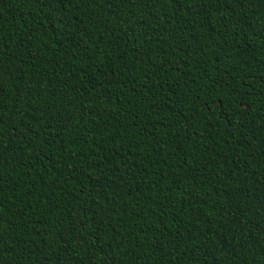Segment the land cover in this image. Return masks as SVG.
<instances>
[{
  "label": "trees",
  "instance_id": "trees-1",
  "mask_svg": "<svg viewBox=\"0 0 264 264\" xmlns=\"http://www.w3.org/2000/svg\"><path fill=\"white\" fill-rule=\"evenodd\" d=\"M261 249L264 0H0V264Z\"/></svg>",
  "mask_w": 264,
  "mask_h": 264
},
{
  "label": "snow or ice",
  "instance_id": "snow-or-ice-1",
  "mask_svg": "<svg viewBox=\"0 0 264 264\" xmlns=\"http://www.w3.org/2000/svg\"><path fill=\"white\" fill-rule=\"evenodd\" d=\"M177 5H182L184 3V0H175ZM191 7V5H189ZM105 264H108V261H105ZM255 264H264V249H261L260 253L256 257Z\"/></svg>",
  "mask_w": 264,
  "mask_h": 264
}]
</instances>
